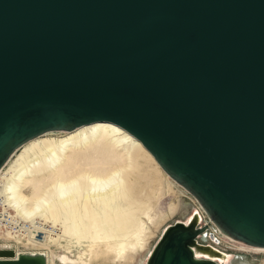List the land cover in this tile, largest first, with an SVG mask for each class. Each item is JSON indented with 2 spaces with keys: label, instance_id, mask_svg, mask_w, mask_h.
I'll list each match as a JSON object with an SVG mask.
<instances>
[{
  "label": "water",
  "instance_id": "obj_1",
  "mask_svg": "<svg viewBox=\"0 0 264 264\" xmlns=\"http://www.w3.org/2000/svg\"><path fill=\"white\" fill-rule=\"evenodd\" d=\"M95 123L138 140L210 220L167 228L147 264H219L192 250L210 227L264 249V0H0V172Z\"/></svg>",
  "mask_w": 264,
  "mask_h": 264
},
{
  "label": "bare ground",
  "instance_id": "obj_2",
  "mask_svg": "<svg viewBox=\"0 0 264 264\" xmlns=\"http://www.w3.org/2000/svg\"><path fill=\"white\" fill-rule=\"evenodd\" d=\"M64 135L59 139L35 142L39 137L29 142L33 144L26 149V155L20 158L17 167L10 173L3 174L4 171H1L0 176L14 212L30 224L27 238L14 237L9 233L7 237L17 244L27 240V245L47 247L71 235H75L79 242L85 239V231L91 226L99 239L114 242L122 255L129 246L141 243L148 228L147 223L136 218L134 206L141 197L138 179L135 180L140 168L134 154L138 149L148 151L124 129L111 123L83 126ZM159 169L166 176V181L176 183ZM44 181L50 182L46 191L34 193L33 197L25 194L28 186L37 191ZM170 193L171 188L168 190ZM145 215L152 221L149 212ZM164 216L162 213L161 217ZM83 219L88 220V225ZM47 222L53 223L54 228L59 225L62 228L51 231L50 227H45ZM181 222L185 226L195 223L200 227L204 221L201 215L196 214ZM45 235L49 238L48 243L47 239L44 240ZM250 249L264 253V249ZM192 250L199 259L219 264L232 263V257L211 243L196 240ZM20 260L29 264H48L46 254L33 252L15 254L13 258L0 257V264H17Z\"/></svg>",
  "mask_w": 264,
  "mask_h": 264
},
{
  "label": "rangeland",
  "instance_id": "obj_3",
  "mask_svg": "<svg viewBox=\"0 0 264 264\" xmlns=\"http://www.w3.org/2000/svg\"><path fill=\"white\" fill-rule=\"evenodd\" d=\"M65 133L67 132L51 133L53 134L51 137L45 135L46 137L43 136L35 142H43L46 139H59L65 136ZM31 144L33 143L24 145L15 154L6 168L3 169V174L10 173L13 168L17 167L20 158L26 155V149ZM134 159L140 168V172L135 177V180L138 179L137 182L140 185L139 192L141 193L140 201L134 203L137 212L136 218L143 220L147 223L148 227L140 244L129 246L121 255L114 242H106L99 239L95 235L93 227L88 226L85 231L86 237L80 240L81 242H77L78 240H76L75 235H71L55 243L56 246L53 243V245L49 244L50 246L47 247L27 245V240L22 241L21 244H17L13 240L10 242L7 235L3 234L0 239H3L4 243L2 244L3 247H0V250H13L16 252V255L32 252L38 254L44 253L46 254L48 264H145L161 239L165 229L169 226L183 220L185 221L196 214L203 217L204 222L202 225H209L210 220L198 201L177 183L170 184L166 181V176L161 173L160 166H157L150 153L138 149L134 154ZM48 188H50V182L44 181L37 191L34 190L33 186H28L25 194L33 197V195L40 194ZM169 188H171L170 194H168ZM148 212L153 222L146 219L145 214ZM162 213L165 215L164 217H161ZM83 222L87 225L89 223L87 219H83ZM46 226L50 227L51 231L53 229L57 231L56 229L62 228L60 225L54 228L53 223L50 222ZM210 233L213 234L214 238L216 237V240L211 239L210 236H204V238L199 239L200 242L211 243L218 247L222 252L232 257L231 264H264V253L250 249L245 244L237 243L230 237L233 241L226 238L216 228L210 227ZM44 237V240H46V235ZM37 240L39 239L37 238ZM48 242L49 238L46 240V243ZM12 245L16 246L15 250L11 248ZM4 246H7V248H4Z\"/></svg>",
  "mask_w": 264,
  "mask_h": 264
},
{
  "label": "built area",
  "instance_id": "obj_4",
  "mask_svg": "<svg viewBox=\"0 0 264 264\" xmlns=\"http://www.w3.org/2000/svg\"><path fill=\"white\" fill-rule=\"evenodd\" d=\"M6 166L4 168H6ZM7 233L14 237L25 239L30 233V224L18 217L14 212L8 194L5 191L3 178L0 176V237H2L3 234L7 235ZM36 235L39 234L37 233ZM41 237L43 239V235H41ZM36 238L39 239L38 236H36ZM3 243L4 240L0 239V247H3ZM4 248H7V246H4ZM11 248L15 250L16 246L12 245Z\"/></svg>",
  "mask_w": 264,
  "mask_h": 264
}]
</instances>
